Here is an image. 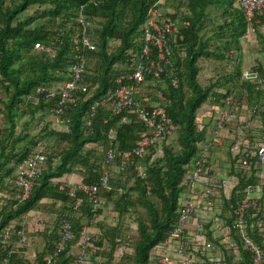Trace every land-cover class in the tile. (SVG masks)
<instances>
[{"label":"trees","instance_id":"1","mask_svg":"<svg viewBox=\"0 0 264 264\" xmlns=\"http://www.w3.org/2000/svg\"><path fill=\"white\" fill-rule=\"evenodd\" d=\"M4 1L0 0V112L6 126L0 127V232L10 225L23 231L20 219L33 209L50 216L49 221L43 219L44 230L35 236L28 233L31 245L12 254L10 264H44V256L53 251L63 217L71 221L73 237L55 264H72L68 251L77 243L83 226L94 236L93 246L88 249L90 260L85 264H153L156 252L177 224L185 191L182 184L185 171L201 156L199 145L210 138L208 129L211 126L210 132L215 127L213 120L217 113L226 109L225 98L239 99L249 119L260 118L264 127V92L242 75L244 48L255 44L257 54L264 56V32L260 29L264 27V11L254 15L251 34L236 0H185V4L183 0L164 1L162 8L172 19L189 22L188 27L179 28L182 40L173 47L178 84L173 88L163 75L155 87L150 83L153 76L145 74L138 97L153 102L157 90L163 93L167 116L175 128L174 137L154 140L143 159L127 160V168L121 171L124 157L117 156L102 164L107 151V132L115 129L114 146L117 152L125 153L134 148L138 133L146 129L134 120L119 125L125 114L114 116L102 106L94 107V103L116 88V77L124 66V70L127 68V51L141 50V30L153 0H12L9 5ZM31 7L35 10L25 14ZM168 7L172 9L167 10ZM210 8L215 11L212 13ZM22 14L25 16L20 19ZM79 17L87 24V34L96 49L85 52L81 85L86 91H76L74 103L61 113L60 119L66 120L70 129L66 133L49 128L47 109L52 102L40 100L38 105L24 108L22 98L37 87L59 85L69 79L67 69L74 62L71 38L82 28L76 21ZM208 25L212 28L208 29ZM250 36L253 37L251 44L247 39ZM242 41H246L245 47ZM35 43L51 46L54 54L36 52ZM207 63L213 68L209 67V73L203 74ZM250 69L264 76V59ZM92 110L91 126L86 128L84 123ZM20 118L26 119L21 132L17 131ZM233 126H227L231 137L241 132L238 124ZM250 134L247 130L245 136ZM231 137H224L223 145L215 147L210 154L219 152V174L225 178L233 176L237 183L228 197L222 195L205 213L207 217L214 214L226 223L235 247L225 248L211 229L213 216L208 217L197 240L216 247L221 261H210V254H202L201 245L192 243L183 251L190 255L192 264H253L252 256L233 227L237 219L236 202L248 186L258 187L262 193L264 185L255 176V159L249 162L248 171L235 166ZM39 142L46 145L47 161L34 181L29 198L18 202L14 199L18 190L11 180L16 166ZM138 165L145 170L144 178L135 170ZM102 167L112 175L111 189L99 188L98 206L92 212L88 195L60 179L76 172L82 184H99ZM70 192H74V197ZM202 206L205 207L204 203ZM256 214L252 217L247 213L246 234L264 251V232L255 225ZM131 226H134L133 233L128 231ZM17 239L13 238L15 244ZM116 252H121L119 258ZM8 253L0 245V264ZM31 254L34 258H27Z\"/></svg>","mask_w":264,"mask_h":264},{"label":"built area","instance_id":"2","mask_svg":"<svg viewBox=\"0 0 264 264\" xmlns=\"http://www.w3.org/2000/svg\"><path fill=\"white\" fill-rule=\"evenodd\" d=\"M165 0H153L148 7L146 21L142 26V48L140 51L129 49L127 55V68L125 66L121 73L116 77V88L108 94L103 100L94 103V107L102 106L110 111L114 116L125 114L120 120L119 125L130 124L136 121L141 123L146 130L138 133L139 139L134 148L125 153L117 152L114 143L116 141L115 129L107 132L106 156L102 164L114 160L115 157H124L125 161L121 164V171L127 168V160L143 159L154 140L171 138L174 134V126L168 118L165 110V96L157 90L156 98L153 102L146 100V97H138L142 85L145 82V74H151L155 82H150L156 87L162 81L165 75L173 88L177 87V77L175 76V60L173 58V47L182 40L179 28L181 26L188 27V21L179 22L172 19L165 12L162 5ZM183 0L182 4H185ZM237 8L241 10L249 25V33H254L251 23L256 13L261 14L264 11V0H236ZM84 8L80 7L79 12ZM181 10H184L182 7ZM78 24L82 26L81 31L77 32L71 38V46L73 51L74 62L68 67L69 79L64 83L54 86L37 87L31 93L22 98V107L29 105H38L40 100L52 102L53 105L47 109L48 121L51 122L49 128L51 130H61L66 133L70 131L66 120H61L63 109L72 105L75 101L76 91H86L85 86L81 85L82 75L85 73V52L94 51L96 47L92 44L87 34V24L79 17L76 19ZM66 26H70L67 23ZM33 49L36 52L46 54H54L51 46H45L41 43H35ZM243 78L250 83L257 85L264 92V76H260L257 72L244 71ZM226 109L217 113L214 121V128L208 131L210 138L201 147L202 154L193 162L192 168H187L183 180L185 191L182 195V204L178 210L177 224L171 233L169 239L164 242V246L156 252V258L153 264H192L189 254H184V248L190 247L192 243L201 245V253H209L210 261H221L218 249L204 241L198 242L201 238L203 224L208 217L210 218L211 229L224 244L226 249H233L235 242L232 238L231 231L225 226L226 223L214 214L207 217L205 209H211L215 202L222 195L229 196L230 190L236 185L235 177L225 178L219 174L217 165H206L210 152L215 147L223 145L224 137H231L227 126L238 124L244 126L251 131L250 136H245L243 131L233 135L232 152L234 155L235 166L242 171L249 170V162L254 160V168L257 170L255 176L259 178L260 185H264V127L261 128L253 125L249 119V113L241 116L236 110L243 109L244 105L239 99L227 96L225 98ZM93 110L87 114L84 127L91 126ZM3 113L0 112V127H2ZM40 126H45L40 124ZM236 128V127H235ZM100 147V146H97ZM47 149L43 142L35 145L30 155L24 158L17 166L14 177L11 180L13 186L18 190L15 200L22 202L29 198L34 187V181L38 177L42 166L47 161ZM126 166V167H125ZM83 172L82 169H78ZM138 176L145 177L146 173L140 165L135 166ZM112 175L102 167L99 184L90 186L79 183L72 185L71 179L66 180V185L77 187L88 195V201L92 206V212L96 211L99 199L97 197L99 188L106 191L111 189ZM63 190L64 186H60ZM120 191V190H119ZM69 195L74 197V192ZM205 205L203 207L202 205ZM236 214L233 227L238 231L243 241V247L250 253L253 264H264V251L246 234L247 213L255 216L257 212L256 227L264 232V191L255 186H248L244 190V194L236 202ZM53 226H49L52 229ZM59 236L54 242L53 251L44 256V264H55L60 254L67 250L72 234L71 221L63 217L59 221ZM246 234V235H245ZM80 238L74 247L68 251V255L72 258V264H85L90 260L89 248L93 246L94 236L88 231L86 226L82 227ZM13 238H18L16 244ZM32 243L31 236L24 230H18L14 225L3 229L0 232V245L9 251L7 258L3 259L1 264H10V257L14 253H19L23 246H30ZM78 250V251H76ZM27 258H34V255H28ZM236 262V260H234ZM235 264V263H234Z\"/></svg>","mask_w":264,"mask_h":264},{"label":"rangeland","instance_id":"3","mask_svg":"<svg viewBox=\"0 0 264 264\" xmlns=\"http://www.w3.org/2000/svg\"><path fill=\"white\" fill-rule=\"evenodd\" d=\"M12 0H5L4 1V3H5V5H9L10 4V2H11ZM18 1V0H17ZM163 5H164V3H163ZM172 8L171 7H168L167 8V10H171ZM35 10V7H31V8H29V10L28 11H26L25 12V14H30L31 12H33ZM209 11H211L212 13H213V11H215L214 10V8H210L209 9ZM217 14V13H216ZM214 15H215V13H214ZM24 14H22L21 15V17H20V19L21 18H24ZM210 16H213L212 14H210ZM209 26V28L208 29H211L212 28V26L211 25H208ZM252 36H250V37H248L247 39H248V42L251 44V42H253L252 41ZM242 43V45L245 47L246 45H245V43H246V41H242L241 42ZM252 47H253V50H251V48L252 47H250V46H248L247 48H250V50L251 51H255V48H254V46H255V44H253V45H251ZM254 54V53H253ZM204 65V64H203ZM209 67H211V69L213 68V66L211 65V64H209V63H207V64H205L204 65V70H203V74H204V72H208L209 73ZM248 67V64H247V66H244L243 65V68L244 69H246ZM247 70L248 71H251V69L250 68H247ZM28 119V118H27ZM26 121V119H24V118H20V120L18 121V123H17V131H22L23 129H24V122ZM256 121H260V118H258V117H255L253 120H252V123H254V122H256ZM4 123V120L2 119V126L4 127V125L5 124H3ZM20 123V124H19ZM6 126V125H5ZM244 131H243V134L244 135H246V133H247V128L245 127L244 129H243ZM173 137H174V135H173ZM173 137H171V138H173ZM162 139H159V141H161ZM67 179H71V183H72V185H77V184H79V183H81V176L79 175V174H73L72 175V177L71 176H69V175H67V176H64L63 178H61L60 180L61 181H66ZM105 214H107V211H105ZM43 219H44V216H43V213H41V211L39 210V209H33V210H31V211H29L28 212V214L26 215V216H23V218L22 219H20V221H24L26 224H27V228L25 227V232L26 233H30L31 235H33V236H35V234L37 233V232H39V231H42V230H44L45 229V222L43 221ZM20 221H18L17 223H19ZM129 230H131L129 233H133V230H134V226H131V228L129 227L128 228V231ZM90 231V230H89ZM93 232H94V230H93ZM37 241H39L40 242V239H37ZM128 249H130V248H128ZM131 250V249H130ZM129 250V251H130ZM120 253L121 252H116L115 253V255H116V258H119L120 257Z\"/></svg>","mask_w":264,"mask_h":264},{"label":"crops","instance_id":"4","mask_svg":"<svg viewBox=\"0 0 264 264\" xmlns=\"http://www.w3.org/2000/svg\"><path fill=\"white\" fill-rule=\"evenodd\" d=\"M260 29H261L262 32H264V27H261ZM243 54H244V66H247V64H248V67L247 68H250L251 65L255 64L261 58L264 59V56L262 54H257L256 50L255 51H251L250 48H247V47L244 48ZM247 68L244 69V71H246ZM238 113L241 114V116H244L246 113L248 114L247 109H245V106L243 107V109H241V111L239 110ZM206 120L209 122L210 121V117L207 116L206 117ZM253 125H257V126H259L261 128V124H260L259 121L254 122ZM210 128H211V126L209 127L208 131L210 130ZM244 128L245 127H243V126H240L239 127L240 131H242V129H244ZM217 154H219V152H217V153L216 152H212V154H210V160H211V164L217 165V167L216 166H214V167L216 169H218V171H220L219 170V167H218V165H219L220 162H219V157L217 156ZM73 174H76V172H74ZM73 174H70L69 176L72 177ZM44 220L45 221H49L50 220V216L49 215H46L45 218H44ZM22 225H23V229H25V227L27 228V224L24 221L22 222Z\"/></svg>","mask_w":264,"mask_h":264}]
</instances>
